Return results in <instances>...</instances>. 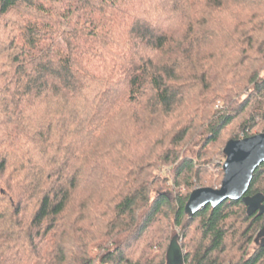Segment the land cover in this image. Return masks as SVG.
<instances>
[{
  "label": "trees",
  "instance_id": "trees-1",
  "mask_svg": "<svg viewBox=\"0 0 264 264\" xmlns=\"http://www.w3.org/2000/svg\"><path fill=\"white\" fill-rule=\"evenodd\" d=\"M263 131L264 0H0V264H264V211H184Z\"/></svg>",
  "mask_w": 264,
  "mask_h": 264
},
{
  "label": "water",
  "instance_id": "water-1",
  "mask_svg": "<svg viewBox=\"0 0 264 264\" xmlns=\"http://www.w3.org/2000/svg\"><path fill=\"white\" fill-rule=\"evenodd\" d=\"M223 155L225 160L222 164L221 185L218 188L193 190L185 204V213L191 217L207 205L214 208L226 200H241L248 215H261L264 211L263 195L250 196L247 192L254 171L264 163V131L247 138L229 140L224 146ZM166 264H184L178 235L170 240L166 251Z\"/></svg>",
  "mask_w": 264,
  "mask_h": 264
},
{
  "label": "rangeland",
  "instance_id": "rangeland-1",
  "mask_svg": "<svg viewBox=\"0 0 264 264\" xmlns=\"http://www.w3.org/2000/svg\"><path fill=\"white\" fill-rule=\"evenodd\" d=\"M223 156H224V155H223ZM224 160H225V157H224V159H220V160L217 159L215 162H216V163H221V164H222V163L224 162ZM260 233H261V235L255 239V241H254V243H253V246H254V245H257V244H259V243H261V241L264 240V230H262ZM260 233H259V234H260Z\"/></svg>",
  "mask_w": 264,
  "mask_h": 264
},
{
  "label": "flooded vegetation",
  "instance_id": "flooded-vegetation-1",
  "mask_svg": "<svg viewBox=\"0 0 264 264\" xmlns=\"http://www.w3.org/2000/svg\"><path fill=\"white\" fill-rule=\"evenodd\" d=\"M260 235L258 234V237H259Z\"/></svg>",
  "mask_w": 264,
  "mask_h": 264
}]
</instances>
